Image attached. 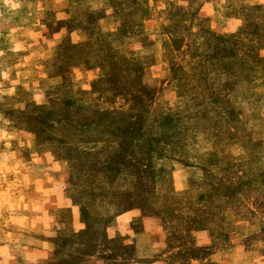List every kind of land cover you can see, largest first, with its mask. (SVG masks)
<instances>
[{"label": "rangeland", "instance_id": "374dc122", "mask_svg": "<svg viewBox=\"0 0 264 264\" xmlns=\"http://www.w3.org/2000/svg\"><path fill=\"white\" fill-rule=\"evenodd\" d=\"M12 3L0 264H264V4Z\"/></svg>", "mask_w": 264, "mask_h": 264}, {"label": "clouds", "instance_id": "9594fccd", "mask_svg": "<svg viewBox=\"0 0 264 264\" xmlns=\"http://www.w3.org/2000/svg\"><path fill=\"white\" fill-rule=\"evenodd\" d=\"M6 4H8L10 7H15L16 5L12 3V0H4ZM260 3L264 4V0H259ZM239 23V21H237ZM234 30V29H233ZM10 92L13 90H9ZM37 102H39V99L37 97Z\"/></svg>", "mask_w": 264, "mask_h": 264}]
</instances>
